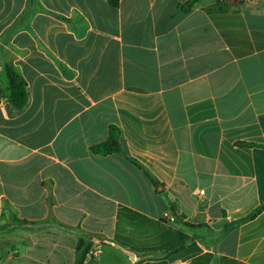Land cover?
<instances>
[{"label":"crops","instance_id":"0c3cea01","mask_svg":"<svg viewBox=\"0 0 264 264\" xmlns=\"http://www.w3.org/2000/svg\"><path fill=\"white\" fill-rule=\"evenodd\" d=\"M187 1L0 0V264H264V0Z\"/></svg>","mask_w":264,"mask_h":264},{"label":"trees","instance_id":"16d2710c","mask_svg":"<svg viewBox=\"0 0 264 264\" xmlns=\"http://www.w3.org/2000/svg\"><path fill=\"white\" fill-rule=\"evenodd\" d=\"M110 1L112 4L114 3V0H108ZM199 0H188L182 7V11L183 12H188L192 7H194L196 5V3ZM4 68V72L7 78V96H6V101L11 104L15 109H21L26 101H27V93H26V88H25V83L22 80V78L16 73V71L13 69L12 66L8 65V64H4L3 65ZM99 147H102L106 153L110 154V153H120V146H119V142H118V132L114 129V128H110L109 129V134H108V138L107 140L101 144ZM137 165V164H136ZM140 169H142L145 173V175L150 179L151 182L155 183V181L151 178V176L144 170V168H142V166L137 165ZM172 211H173V207H171ZM261 211H264V203H262V205L260 207H258L257 209H255L249 216H247L246 218H243L237 222H234L230 225H228L225 229L224 232L232 229L233 227L239 225L240 223H243L247 220L252 219L253 217H255L257 214H259ZM58 226L60 228L66 229L68 230L69 228L62 225V224H58ZM191 229H199L202 227H206L204 225H199V226H188ZM12 228H6V230H11ZM223 232V233H224ZM191 241L188 242H184L181 243L180 245H178L177 247H175L173 249V251H177V250H181L183 249L185 246H187ZM83 245V242L81 240H78L77 243V247L80 248ZM91 248V246L89 244H86L84 246L83 252L81 257L78 259L76 264H81L83 257L85 255V253H87L89 251V249Z\"/></svg>","mask_w":264,"mask_h":264},{"label":"built area","instance_id":"2783aa9c","mask_svg":"<svg viewBox=\"0 0 264 264\" xmlns=\"http://www.w3.org/2000/svg\"><path fill=\"white\" fill-rule=\"evenodd\" d=\"M246 1H252V0H246ZM169 221L171 223L174 222V220L172 218H169ZM101 250L99 248L98 242H93V247H91L89 249V251L87 252V257L91 258V257H97L100 254Z\"/></svg>","mask_w":264,"mask_h":264}]
</instances>
